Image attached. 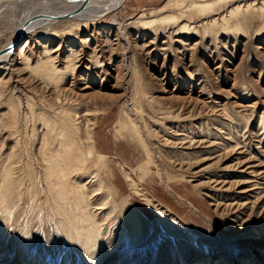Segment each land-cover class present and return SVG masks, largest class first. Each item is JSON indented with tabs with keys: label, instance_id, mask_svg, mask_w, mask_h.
I'll use <instances>...</instances> for the list:
<instances>
[{
	"label": "rangeland",
	"instance_id": "rangeland-1",
	"mask_svg": "<svg viewBox=\"0 0 264 264\" xmlns=\"http://www.w3.org/2000/svg\"><path fill=\"white\" fill-rule=\"evenodd\" d=\"M4 1L18 0H0V4ZM191 1L119 0L106 14L83 26L54 23L50 28L56 33L54 37L47 36L44 27L38 28L26 48L31 60L52 54L59 47L53 53L58 54L60 67L64 65L61 61L75 62L57 88L20 64V69L0 72V114L6 109L7 102L3 101L8 94L11 101L18 98L22 102L23 113L27 112V95L35 102H52L62 95L69 99L68 103L89 109L95 121L96 141L110 164L114 165L118 158L133 168L135 178L147 192L194 235V243L182 247V261H171V250L183 243L179 244L160 225L115 169V184L124 189L119 198L140 210L146 222L143 237L129 246V260L123 259L125 251L116 252L100 264H264V201L245 209L237 221L233 217L242 212V207L226 206V200L211 198L208 192L213 190V184L200 180L206 170L230 166L229 173H237L239 183L230 189L225 185L216 192L237 193L255 179H244L246 166L259 165L264 177V33L255 32L257 21L240 34L204 33L202 27H196L198 19L190 22V29L180 30V25L187 22L185 15L176 21L149 22L158 15L185 14ZM238 1L250 2L233 0L228 5ZM164 5L167 6L160 10ZM11 32L7 22H0V49ZM27 35L16 41L15 47ZM69 53L71 57L65 58ZM19 60L16 55V63ZM125 116L133 120L146 141L150 164L137 139L125 130H116L117 120ZM3 122L0 151L9 144ZM187 128L195 140L221 144L228 152L216 161L215 155L223 151L211 153L208 144L184 149L177 138ZM160 147L169 150V155ZM176 149H181V154L173 153ZM238 156L250 164L234 165ZM261 187L264 193V184ZM249 212L251 217L247 219ZM23 221L17 224L21 230ZM37 229L32 247L19 245L15 236L5 246L0 242V264H61V255L55 256L58 245L53 247V242L41 238ZM16 233L17 229L12 231V235Z\"/></svg>",
	"mask_w": 264,
	"mask_h": 264
},
{
	"label": "bare ground",
	"instance_id": "bare-ground-1",
	"mask_svg": "<svg viewBox=\"0 0 264 264\" xmlns=\"http://www.w3.org/2000/svg\"><path fill=\"white\" fill-rule=\"evenodd\" d=\"M27 1L29 0L4 1L0 4V22H7L12 28L10 37L0 49V53L4 52L0 55V72L13 67L20 69L17 67V64H20L21 68L31 70L57 88L71 73L75 62L71 59L67 62L61 61L64 65L60 67L57 64L58 54L54 55L59 47L53 49L50 52L52 54L31 60L26 55V48L30 44L32 33L44 27L43 32L54 37L56 33L50 29L54 23L65 22L69 23V26H83L106 14L119 0H89L84 9L68 17H64V14L75 11L79 1L30 0V4ZM229 1L233 0H193L186 5L185 14L158 15L149 22L176 21L185 15L188 19L180 25V30L188 29L190 22L198 19L199 24L196 27H202L204 33L217 34L223 31L240 34L246 31L249 24L257 21L255 32L264 33L263 0L260 3L256 2L257 0L247 3L238 1L231 6L228 5ZM166 6L160 7V10ZM25 34H28L27 37L22 39L18 48L15 47L16 41ZM16 55L20 59L18 63ZM70 57L69 53L65 58ZM61 96L57 95L52 102L51 99L35 102L27 95L24 103L27 108L25 113L21 110L22 102L18 98L11 101V94L3 101L7 102V105L5 111L0 114V122L4 121L3 128L7 130L5 134L9 144L0 151V242L5 246L7 241L15 236V242L19 245L32 247L34 232L39 228L41 238L53 242V247L58 245L55 256L61 255V264H100L106 256L124 251L123 259L129 260L132 254L129 246L138 243L143 237L146 218L127 199L119 198L124 189L115 184L113 172L117 169V174L122 176L128 190L142 201L158 218L160 225L169 234L174 235L179 244L183 243L172 249L169 256L171 261L181 262L184 255L182 247L185 243L191 246L194 243V235L168 207L158 203L159 201L147 192L140 180L135 178L133 168L118 158L115 159L114 165L110 164L108 155L98 140L96 141V126L89 116L90 110L81 109L78 103H68L69 99ZM115 128L119 132L125 130L137 139L145 151L146 163L150 164V149L133 120L127 116L120 118ZM189 130L183 129L177 138L182 144L181 147L185 145L184 149L193 148L195 144H208L213 150L211 153L223 151L214 156L216 161L221 158L222 153L228 152L221 144L205 139L195 140ZM236 143L238 144V141ZM160 148L166 156L169 155V150ZM181 151L176 149L173 153L181 154ZM244 160L245 158L240 156L235 157L234 165L250 164ZM231 168L224 166L217 168V171L206 170L200 180L202 183L213 184L210 185L213 190L208 192L212 193L211 198L226 200V206L242 207V212L235 213L233 217L239 221L242 218L239 219V216L244 215L245 209H251L256 203L264 201L261 187L264 177L261 176L263 172L260 171L259 165H248L243 170V177L255 179L248 181L249 183L242 187L243 190L237 193L216 192L225 185L230 189L239 183L236 180L237 173H229ZM109 176L114 180H110ZM249 202L252 203L251 206H247ZM250 217L249 212L247 219ZM23 219L21 230L17 224ZM46 225L48 228L44 229ZM15 229L17 233L12 235Z\"/></svg>",
	"mask_w": 264,
	"mask_h": 264
},
{
	"label": "water",
	"instance_id": "water-1",
	"mask_svg": "<svg viewBox=\"0 0 264 264\" xmlns=\"http://www.w3.org/2000/svg\"><path fill=\"white\" fill-rule=\"evenodd\" d=\"M76 1H79L80 2L79 6L72 13H70V14H64V17H68V16H71V15H73L75 13L80 12L82 9H84V7L87 5V3H88L89 0H76ZM19 35L21 36L22 35V32H20ZM3 53L4 52H1L0 55L3 54Z\"/></svg>",
	"mask_w": 264,
	"mask_h": 264
}]
</instances>
